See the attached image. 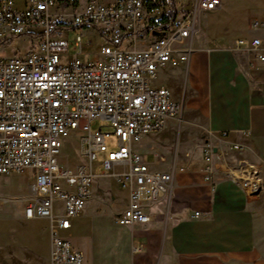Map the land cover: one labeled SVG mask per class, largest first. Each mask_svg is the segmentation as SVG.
<instances>
[{
	"label": "built area",
	"instance_id": "1",
	"mask_svg": "<svg viewBox=\"0 0 264 264\" xmlns=\"http://www.w3.org/2000/svg\"><path fill=\"white\" fill-rule=\"evenodd\" d=\"M220 6L221 0H0V47L21 36L35 42L0 57V174L33 172L34 194L25 202L23 216L49 221L50 264H89L65 232L91 194L97 152L106 153L101 175L117 166L120 171L112 175L129 191L116 223L150 220L146 206L168 191L173 174L150 170L134 144L143 134L162 130L182 109L168 88L152 79L159 68L186 63L200 14ZM71 27H91L104 39L98 57L80 58L84 44L78 34L76 54L62 61L61 53L68 49L63 33ZM250 28L264 29V19L252 20ZM248 44L264 61L261 38ZM95 119L108 121L116 149L107 148L104 125L91 130ZM70 133L81 135L88 169L59 164L60 139ZM227 135L220 133L223 139ZM228 147L245 149L236 143ZM215 150L208 143L203 151L210 181ZM224 169L249 194L264 190L251 164L242 160ZM132 249L142 251L140 246Z\"/></svg>",
	"mask_w": 264,
	"mask_h": 264
},
{
	"label": "crops",
	"instance_id": "2",
	"mask_svg": "<svg viewBox=\"0 0 264 264\" xmlns=\"http://www.w3.org/2000/svg\"><path fill=\"white\" fill-rule=\"evenodd\" d=\"M225 29L212 33L211 26L199 23L186 63L158 69L162 78L155 85L168 88L182 109L162 130L143 134L134 148L150 170L172 172L171 186L146 206L147 223L124 226L114 217L127 206L128 189L116 180L99 183L100 194L108 186L111 198H88L65 232L87 263L264 264V190L249 194L224 169L243 160L264 184V61L248 44L259 37L264 52V29L252 30L249 22L251 35L245 38ZM240 39L245 41L238 45ZM208 143L216 147L211 181L204 172ZM231 143L245 149L232 151ZM20 208L26 224L45 220L46 225L35 231L27 224L20 237L30 248L10 247L0 251V258L7 264H50L49 221L24 218V204ZM133 246L142 251L134 252Z\"/></svg>",
	"mask_w": 264,
	"mask_h": 264
},
{
	"label": "rangeland",
	"instance_id": "3",
	"mask_svg": "<svg viewBox=\"0 0 264 264\" xmlns=\"http://www.w3.org/2000/svg\"><path fill=\"white\" fill-rule=\"evenodd\" d=\"M250 15V16H249ZM252 20H260L264 18V0H228L220 10L202 13L199 16V23L209 25L214 30L225 27L226 34L238 35L239 37H248L251 32L247 29L246 24ZM80 34L83 36V54L80 58L83 61H92L98 57V50L104 39L95 32L91 27L69 28L63 33V37L68 42V49L61 53L62 61H66L73 57L77 50L74 46L75 37ZM238 37V38H239ZM264 37V33L262 34ZM35 42L25 36L15 37L11 42L0 47V57H8L16 51H25ZM162 78V74H158L152 79L154 84H157ZM100 125L104 133H109L105 137V142L108 149L117 148V140L112 134V128L108 121L103 119H95L91 124V130H96ZM85 145L82 144L81 135L70 133L68 136L60 139V152L58 154V162L62 166L75 168L79 165H84L89 168V161L83 154ZM96 159L93 161V173L96 177L93 179L91 194L89 198L96 200L100 194L99 183L102 181L115 182L113 173H117L120 169L116 166L113 170L107 172V176H102L103 166L101 161L105 158V152H97ZM33 175L30 170L12 172L10 174H0V251L10 249L14 250L29 247V244L20 237V232L25 229L26 225H33L35 231H40L46 225L45 220L28 221L21 217L22 204L31 197V183ZM121 196L126 194L125 189H119ZM111 192L108 186L101 189L100 196L102 198H111ZM0 264H7L0 258Z\"/></svg>",
	"mask_w": 264,
	"mask_h": 264
},
{
	"label": "trees",
	"instance_id": "4",
	"mask_svg": "<svg viewBox=\"0 0 264 264\" xmlns=\"http://www.w3.org/2000/svg\"><path fill=\"white\" fill-rule=\"evenodd\" d=\"M162 25V24H161Z\"/></svg>",
	"mask_w": 264,
	"mask_h": 264
}]
</instances>
